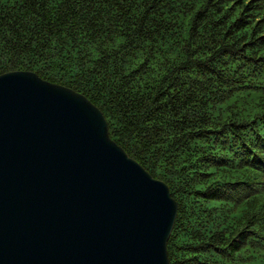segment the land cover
<instances>
[{
  "label": "trees",
  "instance_id": "obj_1",
  "mask_svg": "<svg viewBox=\"0 0 264 264\" xmlns=\"http://www.w3.org/2000/svg\"><path fill=\"white\" fill-rule=\"evenodd\" d=\"M87 96L178 202L171 264H264V0H0V74Z\"/></svg>",
  "mask_w": 264,
  "mask_h": 264
},
{
  "label": "water",
  "instance_id": "obj_2",
  "mask_svg": "<svg viewBox=\"0 0 264 264\" xmlns=\"http://www.w3.org/2000/svg\"><path fill=\"white\" fill-rule=\"evenodd\" d=\"M177 215L87 96L0 74V264H171Z\"/></svg>",
  "mask_w": 264,
  "mask_h": 264
}]
</instances>
